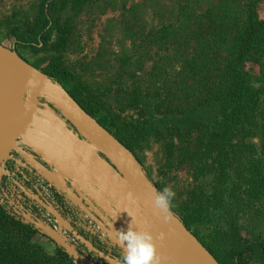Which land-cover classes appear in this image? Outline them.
Returning <instances> with one entry per match:
<instances>
[{"label":"rangeland","instance_id":"374dc122","mask_svg":"<svg viewBox=\"0 0 264 264\" xmlns=\"http://www.w3.org/2000/svg\"><path fill=\"white\" fill-rule=\"evenodd\" d=\"M220 1L0 0V44L14 49L20 58L43 73L55 70L64 89L84 102L94 117L109 113L125 128L135 120L146 119L154 110L163 115V106L170 100L171 109L177 105V98L172 96L178 95L174 84L184 77L176 78L179 59H203L196 50L200 46L196 34H189L194 31L216 36L225 32L226 28L218 24L226 22L213 13L218 12L215 8ZM209 11L212 14L208 17ZM257 12L264 19V2ZM171 24H175L172 30L177 32L163 41L160 36L169 33ZM263 64L261 58L258 63L245 66L250 74L249 85L258 98V112L264 109ZM192 77L193 73L188 75ZM133 96L150 101L151 105L129 101ZM156 115L155 118L160 116ZM152 128L149 138L136 142L134 155L164 203L182 221L191 195L203 191L205 181L195 179L194 161L164 157L163 143L172 141L181 146L172 134L174 128L157 122ZM259 134L256 130L249 137L252 152L244 153L240 160L242 167L255 169V187L251 190L250 183L243 184L241 199L224 195L225 199L216 204L218 207L210 208L209 214L198 213L199 235L216 248L222 247L223 252L237 243L246 247L264 242V152H259L264 140ZM14 191L17 192L15 187L12 197ZM37 239L51 252L52 243L42 237ZM247 264H264L263 257L261 260L255 253Z\"/></svg>","mask_w":264,"mask_h":264},{"label":"water","instance_id":"95a60500","mask_svg":"<svg viewBox=\"0 0 264 264\" xmlns=\"http://www.w3.org/2000/svg\"><path fill=\"white\" fill-rule=\"evenodd\" d=\"M40 97L45 108L38 105ZM11 160L48 181L84 214L92 223L84 229L91 237L75 230L40 194L28 192L6 168ZM8 176L54 218L57 230L28 213L20 195L9 201L14 214L75 264L99 263L79 252L63 231L107 264H218L167 207L129 150L60 84L0 44V181ZM95 241L112 244L122 260Z\"/></svg>","mask_w":264,"mask_h":264},{"label":"trees","instance_id":"16d2710c","mask_svg":"<svg viewBox=\"0 0 264 264\" xmlns=\"http://www.w3.org/2000/svg\"><path fill=\"white\" fill-rule=\"evenodd\" d=\"M221 1L215 8L218 12L213 13L226 22L224 25L218 24L226 28L224 34L198 35V32L191 31L189 35L193 37L196 34L195 39L200 45L196 50L203 54V59H179L176 78L184 77L174 84L178 95L172 96L177 98H174L177 105L174 103L175 107L171 109L170 100L167 106H163V115L161 111L153 109V114L150 112L146 119L135 120L124 128V124L116 122L109 113L94 117L84 102L80 103L66 91L134 157L136 142L145 141L151 136L153 124L157 122L168 129L174 128L172 134L181 146L177 147L172 141L163 143L164 157L172 160L177 156L179 162L194 161L195 179L205 181L208 187L207 191L204 187L203 191H194L191 195L189 207L182 214V223L218 264H247L255 253L264 261V242L247 244L246 247L237 243L228 252H223L222 247L216 248L213 243L204 240L196 229L201 221L199 212L209 214L210 208L218 207L216 204L225 199L224 195L241 199L243 184L250 183L251 190L255 187V169L242 167L240 160L244 153L252 152L249 137L256 130L264 140V109L259 112L255 110L258 98L249 85L250 74L245 69L246 64L264 59V19H260L257 12L264 0ZM209 14L212 11L208 12V17ZM185 19L188 20V15ZM174 25H169V33L165 37L160 36V39L165 41L170 34L176 33L177 29L172 30ZM182 55L180 53L179 56ZM261 70L264 76V64ZM191 73L194 77L188 78ZM44 74L64 88L55 70H48ZM129 101L145 102L148 107L151 105L150 101L137 96ZM158 113L159 118H155ZM259 152H264V142ZM10 183L6 178L0 181V264H75L54 244L51 252H47L37 242L41 235L33 226L22 223L10 214L12 205L9 197L3 195L4 188Z\"/></svg>","mask_w":264,"mask_h":264},{"label":"built area","instance_id":"2783aa9c","mask_svg":"<svg viewBox=\"0 0 264 264\" xmlns=\"http://www.w3.org/2000/svg\"><path fill=\"white\" fill-rule=\"evenodd\" d=\"M35 188L39 190L40 195L48 201L54 209H56L62 217L71 224H74L76 228L84 230L86 226L92 227V223L82 214L77 208H75L69 201H67L64 197H61V200L58 198V192L54 189V187L45 179L36 176V184ZM26 208L27 212L38 218L40 221L49 225L51 228L57 230V223L52 216H50L47 212H45L41 208H33L31 207V203H22ZM85 233V232H84ZM63 236L68 239L72 245L81 253L86 255L88 258L99 264H107L102 261L96 255L88 252L82 245H80L77 241L73 240L72 237L67 234L65 231L62 232ZM106 251L108 253L115 251V247L112 244L107 243ZM118 252V250H117ZM112 255V254H111ZM116 256V255H114Z\"/></svg>","mask_w":264,"mask_h":264},{"label":"flooded vegetation","instance_id":"af4514ba","mask_svg":"<svg viewBox=\"0 0 264 264\" xmlns=\"http://www.w3.org/2000/svg\"><path fill=\"white\" fill-rule=\"evenodd\" d=\"M52 82H55L54 80H52L51 78H49ZM65 90V89H64ZM66 91V90H65ZM67 92V91H66ZM68 93V92H67ZM68 95L70 96V94L68 93ZM71 97V96H70ZM72 98V97H71ZM73 99V98H72ZM74 100V99H73ZM75 101V100H74ZM76 102V101H75ZM77 103V102H76ZM78 104V103H77ZM38 105L40 108H45L48 104L43 100L42 97L38 98ZM54 112L56 114V116L60 117L61 116L57 113V110L54 109ZM68 125V127H71L68 123H66ZM14 157L15 158H18L17 154L16 153H13ZM38 160V159H37ZM39 161V160H38ZM23 162V161H22ZM6 168L14 174V177L20 182V184L26 188V190L30 193H34V194H40L39 190L35 188V184H36V176L34 175V173L32 171H28V169L26 168H22L21 167V164H17L16 165V162L15 160H11V161H8V163L6 164ZM26 175V179L24 180V177ZM6 178L7 180H9L11 182V177L8 176V177H4ZM21 179V180H20ZM13 187H15V189H17V192L14 191V194L15 196L13 195V197L10 195V193L13 192ZM5 191V192H4ZM3 193L7 195V198L9 197V195L11 197L8 198L9 201H11L12 199H16V195H20L21 196V202L22 203H28L30 202L31 203V207L33 208H41L39 205H37L32 199L26 197L22 192L21 190L12 184V182L10 184H8L4 190H3ZM41 199H43L45 202H48L46 201L41 195H39ZM58 198L61 200V195L58 193L57 194ZM49 203V202H48ZM50 204V203H49ZM51 205V204H50ZM52 206V205H51ZM53 207V206H52ZM54 208V207H53ZM43 209V208H41ZM44 210V209H43ZM14 210L12 209V213L14 214L13 212ZM45 211V210H44ZM46 212V211H45ZM15 217H18L17 215L14 214ZM51 216V215H50ZM19 219H21L20 217H18ZM74 226V224H72ZM75 230H77L79 233L81 234H84V230L82 229H78L76 228V226H74ZM86 233V232H85ZM88 234V233H86ZM90 235V234H88ZM91 237V235H90ZM96 242V241H95ZM98 243L96 242L95 245H97ZM99 246H101L100 244H98ZM101 248H103L104 251H106V248H107V245L104 244L103 246H101ZM107 252V251H106ZM110 254H112L113 256L116 255L118 257L121 258V255L119 254V252H117V250L115 251H112L110 252ZM122 260V258H121Z\"/></svg>","mask_w":264,"mask_h":264},{"label":"crops","instance_id":"0c3cea01","mask_svg":"<svg viewBox=\"0 0 264 264\" xmlns=\"http://www.w3.org/2000/svg\"><path fill=\"white\" fill-rule=\"evenodd\" d=\"M40 237H42L43 239H45L43 236H40ZM50 243V242H49ZM52 245H53V243H52Z\"/></svg>","mask_w":264,"mask_h":264}]
</instances>
